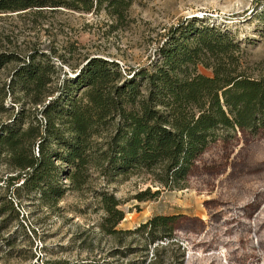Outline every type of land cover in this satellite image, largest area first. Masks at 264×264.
I'll use <instances>...</instances> for the list:
<instances>
[{
  "label": "trees",
  "instance_id": "16d2710c",
  "mask_svg": "<svg viewBox=\"0 0 264 264\" xmlns=\"http://www.w3.org/2000/svg\"><path fill=\"white\" fill-rule=\"evenodd\" d=\"M128 2L0 0V11L104 6L123 19ZM30 50L0 86V109L9 108L1 102L6 91L21 93L30 104L21 102L8 119L0 118V215L10 213L1 216V225L18 216L22 191L54 202L66 187L80 186L94 168L108 179L146 170L160 186H180L198 155L218 136V127L264 128V74L241 68L239 40L228 30L180 21L168 28L147 65L124 69L115 60L86 55L73 75L58 79L48 74L57 70L51 50ZM16 57L1 52L0 66ZM198 63L211 67L213 74L198 72ZM2 165L15 173L2 172ZM62 178L70 184L63 185ZM146 192L136 197L142 199ZM99 193L104 210L100 227L117 242L131 235L124 248L109 252L127 255L126 260L46 259L32 264H182L183 251L172 239L175 215L155 214L133 228H117L124 218L120 200L104 189ZM157 193L159 188L151 195Z\"/></svg>",
  "mask_w": 264,
  "mask_h": 264
},
{
  "label": "rangeland",
  "instance_id": "374dc122",
  "mask_svg": "<svg viewBox=\"0 0 264 264\" xmlns=\"http://www.w3.org/2000/svg\"><path fill=\"white\" fill-rule=\"evenodd\" d=\"M123 14L119 19L104 6L82 10L65 4L0 11V53L17 56L0 66V86L33 46L51 50L57 70L48 74L54 79L73 75L86 55L115 60L124 69L147 65L168 28L180 21L228 30L239 40L241 68L264 74V0H129ZM197 71L213 74L202 63ZM25 97L6 91L1 102L9 108L0 109V118L8 119L21 102L29 107ZM216 131L180 186H160L146 170L108 179L94 168L80 186L66 187L54 202L22 191L18 216L0 223V264L103 257L124 262L127 255L109 252L124 248L131 235L117 242L100 227L103 189L120 200L124 211L117 228H133L155 214L175 215L172 239L183 251L182 264H264V128ZM1 170L15 173L5 165ZM61 181L70 184L67 178ZM157 188L159 193L151 195ZM145 190L142 199L136 197Z\"/></svg>",
  "mask_w": 264,
  "mask_h": 264
}]
</instances>
